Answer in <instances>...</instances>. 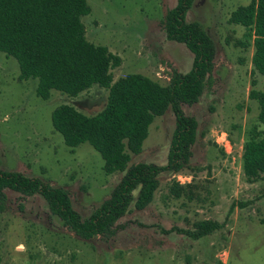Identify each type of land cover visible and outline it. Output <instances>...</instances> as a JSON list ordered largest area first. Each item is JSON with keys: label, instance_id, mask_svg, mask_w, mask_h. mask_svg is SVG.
<instances>
[{"label": "rangeland", "instance_id": "374dc122", "mask_svg": "<svg viewBox=\"0 0 264 264\" xmlns=\"http://www.w3.org/2000/svg\"><path fill=\"white\" fill-rule=\"evenodd\" d=\"M86 1V39L121 60L112 70L113 82L138 74L166 86L175 73L191 69L192 54L164 33L166 13L176 0ZM250 1L195 0L186 15L210 37L214 68L198 102L183 107L196 121L191 156L178 172L158 176L152 201L142 210L131 205L112 236L84 239L65 228L39 196L4 190L0 264H264V175L247 182L242 170L245 142L253 130H264L250 98L251 91L264 89V77L252 66L246 29L229 22L231 13ZM18 76L16 60L0 53V170L66 192L87 219L125 173L106 175L103 160L88 144L67 148L50 117L60 105L93 116L105 108L108 90L93 86L75 98L52 91L44 101L35 95L36 80ZM174 129L170 109L155 118L128 168L164 166ZM203 221L220 227L198 240L184 235Z\"/></svg>", "mask_w": 264, "mask_h": 264}, {"label": "trees", "instance_id": "16d2710c", "mask_svg": "<svg viewBox=\"0 0 264 264\" xmlns=\"http://www.w3.org/2000/svg\"><path fill=\"white\" fill-rule=\"evenodd\" d=\"M194 1L176 0L166 13V39L183 45L193 61L186 74L175 73L162 86L138 74L113 82L112 70L121 60L86 39L82 23L90 14L86 0H0V53L16 60L19 80H36V97L45 101L57 91L75 98L93 86L108 90L106 106L99 113L87 116L70 105H60L51 113V125L67 148L91 146L103 160L106 175L125 173L109 200L87 219L73 208L66 192L18 172L0 170V195L8 190L25 197L39 196L65 228L84 239L112 236L131 205L144 209L152 201L158 176L178 172L191 156L196 121L183 107L198 102L214 68L215 48L210 37L197 22L186 20ZM229 22L246 29L253 46L252 66L264 77V0L238 7ZM250 98L257 103V121L264 127V89L251 91ZM169 109L175 129L167 163L128 168L130 155L142 151L153 120ZM242 170L247 182L264 175V130H253L245 142ZM219 227L214 221H203L184 235L198 240Z\"/></svg>", "mask_w": 264, "mask_h": 264}, {"label": "built area", "instance_id": "2783aa9c", "mask_svg": "<svg viewBox=\"0 0 264 264\" xmlns=\"http://www.w3.org/2000/svg\"><path fill=\"white\" fill-rule=\"evenodd\" d=\"M221 142H223L224 143V147H226V145H227V141H226V137H221Z\"/></svg>", "mask_w": 264, "mask_h": 264}]
</instances>
